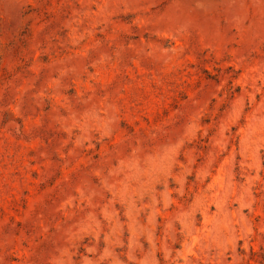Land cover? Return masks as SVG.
Wrapping results in <instances>:
<instances>
[{"label": "rangeland", "instance_id": "obj_1", "mask_svg": "<svg viewBox=\"0 0 264 264\" xmlns=\"http://www.w3.org/2000/svg\"><path fill=\"white\" fill-rule=\"evenodd\" d=\"M0 264H264V0H0Z\"/></svg>", "mask_w": 264, "mask_h": 264}]
</instances>
